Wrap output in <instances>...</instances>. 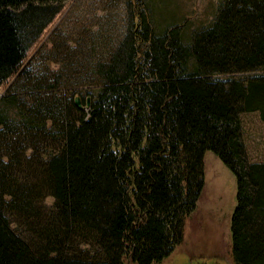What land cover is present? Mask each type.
<instances>
[{
    "label": "trees",
    "instance_id": "1",
    "mask_svg": "<svg viewBox=\"0 0 264 264\" xmlns=\"http://www.w3.org/2000/svg\"><path fill=\"white\" fill-rule=\"evenodd\" d=\"M65 1L0 0V85ZM127 1L129 26L109 56L95 62L89 104L71 96L56 113L38 98L21 101L13 84L0 97L1 146L23 143L26 151L50 120L59 122L62 136L45 164L61 223L44 250L33 251L4 213L21 190H0V264L162 262L183 241L182 218L203 189L208 150L236 176L234 262L264 264V161L247 160L240 119L258 111L264 122V73L247 74L264 67V0H220L213 21L188 41L184 24L157 33L145 1ZM63 89L76 91L54 87ZM5 157L0 172L8 179ZM79 231L92 233L106 257L63 254Z\"/></svg>",
    "mask_w": 264,
    "mask_h": 264
},
{
    "label": "rangeland",
    "instance_id": "2",
    "mask_svg": "<svg viewBox=\"0 0 264 264\" xmlns=\"http://www.w3.org/2000/svg\"><path fill=\"white\" fill-rule=\"evenodd\" d=\"M144 1L157 33L170 25L182 23L185 41L190 39L194 29L213 21L220 5V0ZM130 15L127 0H66L30 43L18 70L2 82L0 97L13 84L21 101L31 104L34 98H38L51 103L56 113L59 110L56 105H62L65 98L78 96L82 104L94 85L95 62L107 58L120 42L129 26ZM20 72L26 74H18ZM260 72L264 73V67L247 74ZM56 85L76 91L67 95L64 89L54 90ZM12 107V104L8 105L10 110ZM240 119L247 160L264 161V122L259 112H241ZM46 124L44 134L39 135L36 143L33 141L26 151L21 149L23 143L11 148L1 146L5 141L0 137V154H6L5 160L9 161L7 172L10 173L5 179L0 172V190L18 187L22 194L5 205L4 213L10 228L35 252L44 250L53 237L52 228L61 223L55 198L47 187L45 164L48 154L59 149L62 136L59 122L54 124L50 120ZM203 175L201 194L194 208L182 218L183 241L162 262L154 264H187L192 262L191 258L200 257L217 258L223 261L221 264H235L231 221L237 201L236 176L211 150L205 153ZM5 181L11 182L9 186L4 185ZM5 198L12 197L7 195ZM62 252L84 258L106 257L103 247L88 231L71 234Z\"/></svg>",
    "mask_w": 264,
    "mask_h": 264
},
{
    "label": "water",
    "instance_id": "3",
    "mask_svg": "<svg viewBox=\"0 0 264 264\" xmlns=\"http://www.w3.org/2000/svg\"><path fill=\"white\" fill-rule=\"evenodd\" d=\"M75 102L77 105H81L78 96L75 97ZM87 104L90 103V99L87 98L86 99ZM192 262H188L187 264H221V262H223L222 260H218L217 258H212V259H208V258H195L196 260H194L193 258ZM215 259V260H214ZM196 261V262H194ZM129 262L127 261L125 264H128Z\"/></svg>",
    "mask_w": 264,
    "mask_h": 264
}]
</instances>
